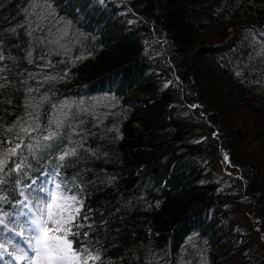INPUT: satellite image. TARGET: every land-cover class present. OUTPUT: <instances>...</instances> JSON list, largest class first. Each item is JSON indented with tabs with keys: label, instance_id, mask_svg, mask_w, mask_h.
<instances>
[{
	"label": "trees",
	"instance_id": "16d2710c",
	"mask_svg": "<svg viewBox=\"0 0 264 264\" xmlns=\"http://www.w3.org/2000/svg\"><path fill=\"white\" fill-rule=\"evenodd\" d=\"M0 52V152L18 133L32 143L20 125L36 123L31 137L66 133L62 151H77L29 156L0 207L55 169L83 201L69 239L99 255L89 264H264L232 222L264 240L263 167L247 153L225 182L207 160L216 143L241 158L251 131L232 110L258 120L264 154V0H0Z\"/></svg>",
	"mask_w": 264,
	"mask_h": 264
},
{
	"label": "snow or ice",
	"instance_id": "6c2138e0",
	"mask_svg": "<svg viewBox=\"0 0 264 264\" xmlns=\"http://www.w3.org/2000/svg\"><path fill=\"white\" fill-rule=\"evenodd\" d=\"M3 59L4 56L0 52V61ZM2 87L3 85H0V88ZM55 123L57 128L61 126L59 122ZM40 127L39 123L35 124V128L20 125V132L27 135L33 142L26 144L18 133L17 139L19 142L15 143L13 147L0 152V185L8 183L9 174L13 171L18 176L27 175V170L33 167L29 161V156L39 161L42 158L54 155V152L49 151L51 149H54L56 152L62 151V141L67 137V134L65 133L62 137L57 131H48L47 135H43L39 139L31 137V132L39 130ZM41 140L52 143H41ZM9 143H12V141H9ZM23 148L27 149L28 155H24ZM75 155H77L76 149L71 148L67 151H62V154L59 155V160L64 161L67 157ZM10 157L18 158L16 161H13L15 167L11 169L7 168ZM57 175H59L58 170H44L39 176L33 177L30 184L26 185L30 189L28 195H33L36 192L49 194L48 199L45 201L46 207L33 204V207L38 209L34 213L32 208L28 206L29 202L27 200L20 201L18 210L9 216L7 224H13L22 229L16 232L15 235L24 240L26 245L25 248L21 249L22 254L16 259L24 261L25 264H89L90 260L97 261L100 259L99 255H91L87 248L83 252L80 251L78 244L76 249L73 248V241L69 237L81 235L79 229L85 225L79 223L77 218L81 215L84 205L83 201L79 200L76 195L65 196L60 191V183L55 184L57 191L50 192L47 184L54 181ZM45 177H49L50 179H45ZM16 182L22 183L23 181L18 179ZM2 191L3 189L0 188V192ZM3 199H6V197H0V200ZM83 219H88L86 213ZM0 224H5V227L7 226L2 219H0ZM49 224L52 226L49 227ZM74 228L76 231H73ZM25 232L28 233L27 239H25ZM83 236L87 237L88 233L84 232ZM31 253H34V257Z\"/></svg>",
	"mask_w": 264,
	"mask_h": 264
},
{
	"label": "rangeland",
	"instance_id": "374dc122",
	"mask_svg": "<svg viewBox=\"0 0 264 264\" xmlns=\"http://www.w3.org/2000/svg\"><path fill=\"white\" fill-rule=\"evenodd\" d=\"M245 114L246 113L243 110H232L230 111V113L226 112L224 115L225 117H230L232 120H234L232 121V123L234 124L236 123L237 126L239 125L243 126L242 127L244 128L243 131H246L248 128H249L248 131L249 132L251 131L250 133L246 132V134L244 132L243 134L241 131V134L243 135L241 140L246 141L242 144V148L244 150L240 151L241 158H239L238 155H236L235 153V156L232 155V158L234 159L233 160L231 158L229 151H227L225 153L228 155L229 160L225 159L224 151H226V149L222 148V150L224 151L221 152L218 143H216V145L210 148V151L208 152L207 160H210L212 167L214 168V170L217 171L219 176H222V177L224 176L225 182H230V181H233L235 178H237L235 176V172L232 170L230 166V165L234 166L235 160L239 161L238 163L240 164V166L241 164H245V165L248 164V162H246L245 160L246 159L245 152L250 154L249 155L250 161H252L254 165L255 163L259 162L260 165L263 167L262 171H264V154H262L259 151V150H262L261 148L262 144L259 146V142L255 140V133L258 132L260 129H258L255 125H253V124H259V123H258V120L255 119L253 116H251L250 118L249 116L246 117ZM259 132H262V130H260ZM221 135L223 137L226 135V133L225 134L222 133ZM247 137L249 138L247 139ZM226 170H228L229 172H225ZM225 173H228V174H225ZM225 176L227 177L228 181L226 180ZM47 188L50 190V192H55L54 186H52L51 183L47 184ZM28 192H29L28 190L23 191L24 193L23 195L21 193L22 201L27 200L29 202L28 206L32 208V211L34 213L37 212L38 209H35L33 207V204H39L41 207H46L45 201L48 199L49 194H46L44 192H36L34 193L36 194V196L34 197L32 195H28ZM38 198H40V200ZM17 210H18V207L13 212L6 213V214L0 213V219L2 220L4 219L5 223L7 224L10 214L14 213ZM240 211H241V208H238L237 215H241ZM232 222H233L234 229L240 230L246 236L248 235V233H250L248 236L252 239L253 242H256V243L258 242L257 244L259 246H261L264 243V240L263 241L261 240L263 233H260V230L255 225H252L251 223H246L244 220L243 221L235 220ZM252 222H254V220ZM51 226L52 225L49 224V227ZM13 230L18 232V231H21L22 229L19 226H14L13 224H7L6 227H5V224H0V255L1 254L4 255V257L8 260H13V259L15 260L17 256H20L22 254L21 249L26 247L24 240L18 238L15 235V233H13ZM27 237H28V233L25 232V239H27ZM261 249L264 250V247H262ZM1 260H3V258H0V261ZM8 260H4V263L6 262L8 264H11ZM21 262L25 264L24 261H21Z\"/></svg>",
	"mask_w": 264,
	"mask_h": 264
},
{
	"label": "bare ground",
	"instance_id": "6f19581e",
	"mask_svg": "<svg viewBox=\"0 0 264 264\" xmlns=\"http://www.w3.org/2000/svg\"><path fill=\"white\" fill-rule=\"evenodd\" d=\"M245 155H247V153H246V152H245ZM245 157H246V156H245ZM238 162H239V161H236V160L234 161V166H235V168H236V169H238V168H239V166H240V164H239ZM225 172H227V171H225ZM225 174H228V173H225ZM18 195L20 196V195H21V193H19ZM3 220H4V219H3Z\"/></svg>",
	"mask_w": 264,
	"mask_h": 264
}]
</instances>
